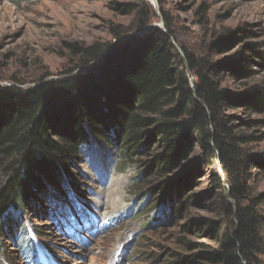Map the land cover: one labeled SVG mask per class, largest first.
Instances as JSON below:
<instances>
[{"label":"rangeland","instance_id":"obj_1","mask_svg":"<svg viewBox=\"0 0 264 264\" xmlns=\"http://www.w3.org/2000/svg\"><path fill=\"white\" fill-rule=\"evenodd\" d=\"M117 4L132 7L124 12ZM141 24L147 27L138 30ZM118 26L134 28L130 36L169 28L182 53L199 64L218 65L215 80L231 95L264 89V0H0V86L32 88L63 80L78 64L67 44L114 45L119 40L112 30ZM252 44L258 56L250 57ZM239 52L250 57L249 75L230 71ZM224 114L232 117L235 131L254 138L242 147L256 159L247 164L251 195L246 205L256 199L264 219V167L255 165L264 158V113L239 105L227 107ZM250 121L255 124L249 126ZM117 139L109 144L93 140L70 164L76 187L71 198L49 191L46 199L28 203L26 215L11 210L12 222L6 220L0 229V264H175L221 248V240L206 232L207 221H213L224 236L234 221L227 191L209 194L215 172L222 175L220 167L208 168L196 147L190 159L196 166L194 182L184 194L164 198L154 189L170 178L141 179L152 159L125 158ZM4 179L0 171V183ZM88 212L90 222L99 215L89 232L82 229ZM198 220L203 231H192ZM22 240L31 245L21 247ZM193 243L202 246L191 247ZM38 253L39 260L32 263L29 259ZM259 260L264 264V252Z\"/></svg>","mask_w":264,"mask_h":264},{"label":"trees","instance_id":"obj_2","mask_svg":"<svg viewBox=\"0 0 264 264\" xmlns=\"http://www.w3.org/2000/svg\"><path fill=\"white\" fill-rule=\"evenodd\" d=\"M117 6L126 12L132 4ZM145 27L141 24L138 30ZM134 31L114 27L112 34L119 40L114 45L67 44L78 64L63 80L42 81L32 88L0 86V171L5 175L0 183V229L6 220L12 222L11 210L26 215L28 203L46 199L49 191L60 199L71 198L76 187L70 164L93 140L109 144L118 138L125 158H151L140 178L169 177L154 192L160 190L170 199L194 182L196 166L190 159L200 147L206 166L214 171L219 166L222 174L215 172L209 194L227 191L234 221L224 236L221 226L207 221L206 232L221 240V248L175 264H200L203 259L207 264H261L263 215L256 199L246 205L251 195L247 164L256 159L242 150L254 138L235 131L224 110L245 105L246 110L264 113V89L231 95L215 80L218 65L199 64L190 53H182L169 28L130 36ZM256 46L250 45V57L259 55ZM250 57L237 53L232 75H249ZM255 165L264 167V158ZM196 224L192 231H203V222ZM20 245L31 244L22 240Z\"/></svg>","mask_w":264,"mask_h":264},{"label":"water","instance_id":"obj_3","mask_svg":"<svg viewBox=\"0 0 264 264\" xmlns=\"http://www.w3.org/2000/svg\"><path fill=\"white\" fill-rule=\"evenodd\" d=\"M83 71V70H82Z\"/></svg>","mask_w":264,"mask_h":264}]
</instances>
